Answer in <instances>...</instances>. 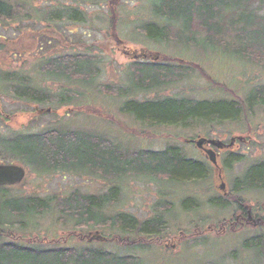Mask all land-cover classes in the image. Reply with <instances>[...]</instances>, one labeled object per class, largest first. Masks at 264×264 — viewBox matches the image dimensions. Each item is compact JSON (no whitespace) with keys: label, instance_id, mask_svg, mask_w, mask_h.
I'll list each match as a JSON object with an SVG mask.
<instances>
[{"label":"rangeland","instance_id":"rangeland-1","mask_svg":"<svg viewBox=\"0 0 264 264\" xmlns=\"http://www.w3.org/2000/svg\"><path fill=\"white\" fill-rule=\"evenodd\" d=\"M110 1L116 6L119 43L110 40ZM17 6L18 16L13 20L0 22V73L7 79H12L10 76L17 78L14 82L17 86L28 83L30 87L45 91L49 94L50 101L43 104L19 101L13 95L8 82L2 78L0 133L12 135L58 128L83 131L113 142L127 156L138 150L161 151L167 146H177L182 149L186 158L206 162L211 168L208 180L191 184L175 185L145 178H128L121 184L120 201L111 206L112 211L107 213L113 215L125 212L140 220L162 214L169 227L162 235L164 239L180 240L195 229L211 228L207 235L181 241L178 246L143 245L142 248L132 251L127 245L120 247L104 243L101 246L103 239L89 238V244L73 240L65 245L59 244L79 249L97 246L112 253L138 257L143 264H264V260L257 253L240 250L243 240L255 235L264 236V192H246L240 195L247 202L253 220L260 219L261 223L256 222V227H247L236 233L227 232L223 229L225 225L219 226L224 220L234 221L235 208L222 211L208 204L210 199L233 194L234 179L241 177L244 170L254 162L264 160L263 109L255 108L245 118L242 117L240 124L227 123L222 127L205 130L148 127L120 113L121 100L105 96L96 88L100 85L127 87L129 82L125 69L133 61L131 56L144 54L147 56L144 60L149 57L150 60L157 61L159 55L164 54L198 65L215 81L225 85L227 91L210 86L200 75L193 72L182 83L172 85L160 94L218 100L230 99L228 91H231L238 99H245L250 92L264 88V68L235 60L226 54L196 47L150 43L142 32V26L155 18L150 0H20ZM73 9L82 12V19H70L69 13ZM55 13L58 19L53 18ZM86 52L97 55L99 59L96 66L100 72L95 79V88H87L76 81L53 79L45 74L44 66L56 56ZM24 79L28 81H22ZM157 94L151 92L139 97L156 98ZM198 137L224 144H229L233 138H241L242 141L236 140L226 152H217L215 167L193 144L186 142ZM227 152L244 156L243 162L235 164L231 172L222 168ZM25 170L23 187H16L17 190L12 191V194L23 193L25 196L54 199L67 197L75 191L103 194L107 190L105 183L98 177L87 179L66 173L39 175L29 169ZM220 174L222 179L219 178ZM221 183L223 190L220 189ZM186 198L197 200L199 207L196 211H184L182 203ZM159 203L164 204V207L158 205ZM165 208H170V212L164 213ZM213 226H216V230ZM233 226L240 224L233 222L230 229ZM68 230L70 229L63 227L49 213L33 216L26 229L22 226L12 229L17 236L31 238L36 235L49 240H56ZM78 230L82 233L89 232L87 228ZM93 232L90 237L97 235L104 238L108 234L106 230L99 229ZM1 242L9 243L12 240L3 238L0 240V247ZM15 242L24 245L29 243L28 240ZM230 253H236V258L229 257Z\"/></svg>","mask_w":264,"mask_h":264},{"label":"trees","instance_id":"trees-1","mask_svg":"<svg viewBox=\"0 0 264 264\" xmlns=\"http://www.w3.org/2000/svg\"><path fill=\"white\" fill-rule=\"evenodd\" d=\"M19 1L0 0V22L18 16ZM150 1L155 18L142 26L143 35L150 43L196 47L264 68V0ZM108 4L110 40L118 42L116 6L113 1ZM82 15L78 9L69 13L73 21L82 19ZM56 16L53 18L58 19ZM97 63L98 56L88 52L60 54L43 69L53 79L80 82L92 89L96 87L95 79L100 72ZM125 71L129 82L127 87L100 85L96 88L105 96L121 100L120 113L144 126L205 130L222 127L227 123L240 124L242 117L245 118L257 107L264 111V88L250 92L245 99H238L231 91H228L230 99L218 100L160 94L166 88L182 83L193 72L210 86L227 91L225 85L215 81L201 67L183 59L160 54L157 61L149 57L146 60H133ZM10 77L12 79L4 78L0 73V80L4 78L8 82L19 101L35 104L50 101L45 91L30 87L28 83L17 86L14 84L17 78ZM151 92L158 93L157 97H139ZM243 160L244 156L240 153L227 152L222 168L231 172L233 166ZM0 163L20 164L39 175L66 173L87 179L98 177L107 187L103 194L75 191L67 197L54 199L25 196L23 193L12 194L18 186L0 187V240H12L9 243L1 242L0 264H143L138 257L112 253L97 246L79 249L64 245L72 240L89 244V235L99 229L108 232L106 237L101 238V246L104 243L120 247L127 245L132 251L143 245L178 246L181 241L207 235L212 230L195 229L180 240L164 239L162 235L169 227L162 214L143 220L125 212L107 214L112 211L110 207L120 201L121 184L128 178H145L175 185L208 180L211 174L209 164L186 158L177 146H167L161 151L138 150L127 156L113 142L83 131L58 128L12 135L0 133ZM24 183L19 186L23 187ZM232 190L233 194L210 199L208 204L222 211L235 208L234 220L237 216L246 217L250 208L240 195L264 192V160L254 162L244 170L241 177L235 178ZM158 205L164 207V204ZM182 206L184 211L192 213L198 209L199 203L194 198H186ZM169 212L170 208L164 213ZM47 213L70 230L60 234L56 240L36 235L25 238L13 233L14 227L22 226L26 229L33 216ZM233 222L224 220L219 226L225 225L223 229L232 233L256 227L245 224L230 229ZM213 227L216 230V226ZM79 228H87L89 232L82 233ZM26 239L30 246L15 242ZM240 250L257 253L264 260V236L255 235L243 240ZM229 257L236 258V253H230Z\"/></svg>","mask_w":264,"mask_h":264},{"label":"water","instance_id":"water-1","mask_svg":"<svg viewBox=\"0 0 264 264\" xmlns=\"http://www.w3.org/2000/svg\"><path fill=\"white\" fill-rule=\"evenodd\" d=\"M139 58H146V55H135L133 56V59H139ZM156 60V59H155ZM234 138L231 139V142L229 145H225L221 141H215V140H206L205 138H198L196 141H191L195 147L201 151L204 152L207 159L213 166H217V158L215 151L211 149H206L204 146H212L216 150H223L224 148H229L234 143ZM239 141H241V138H238ZM25 177V171L22 167L17 165H4L0 164V187L2 186H13L16 184L21 183V181ZM221 190L224 189V186L221 185ZM248 220L251 221V215H249ZM101 239L99 236L91 237L90 240H99Z\"/></svg>","mask_w":264,"mask_h":264},{"label":"flooded vegetation","instance_id":"flooded-vegetation-1","mask_svg":"<svg viewBox=\"0 0 264 264\" xmlns=\"http://www.w3.org/2000/svg\"><path fill=\"white\" fill-rule=\"evenodd\" d=\"M205 148H210V147H208V146L205 145ZM219 172H220V171H219ZM220 173H221V172H220ZM221 177H222V176H221V174H220V177H219V178L222 179ZM221 184H222V183H221ZM220 186H221V185H220ZM249 215H251V212L248 210L247 213H246V217H245V216H237V217L235 218V220H234V224H235V222H236L237 224H240L241 226H243V225H245V224H253V225H255L256 222L261 223V220H260V219L253 220L252 216H251L252 220L249 222V220H248Z\"/></svg>","mask_w":264,"mask_h":264}]
</instances>
